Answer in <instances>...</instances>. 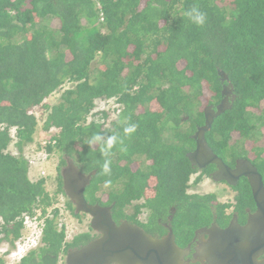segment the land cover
I'll use <instances>...</instances> for the list:
<instances>
[{
  "label": "trees",
  "instance_id": "obj_1",
  "mask_svg": "<svg viewBox=\"0 0 264 264\" xmlns=\"http://www.w3.org/2000/svg\"><path fill=\"white\" fill-rule=\"evenodd\" d=\"M193 7L206 14L203 26L185 15ZM47 18L59 29L44 24ZM231 89L230 107L214 119L206 141L224 160L250 161L264 182V0H0V244L13 249L23 215L41 209L45 217L55 203L46 180H31L22 155L40 127L62 166L72 159L82 173H94L86 200L112 207L114 221L144 227L139 215L146 207L149 233L169 223L179 237L214 217L227 223V206L214 196L187 194L197 171L188 154L205 109L219 106ZM56 92L59 101L46 103ZM99 99L120 105L112 122L108 115L104 123L95 119ZM128 124L137 128L126 136ZM12 130L19 156L8 152ZM94 133L117 135L127 151L118 143L105 157L85 143ZM105 159L111 176L102 174ZM241 188L244 212L254 202L249 185ZM56 192L65 195L60 172ZM67 207L80 216L69 200ZM57 215L55 209L45 219L43 246L21 264H59L61 255L97 238L86 232L65 243Z\"/></svg>",
  "mask_w": 264,
  "mask_h": 264
},
{
  "label": "water",
  "instance_id": "obj_2",
  "mask_svg": "<svg viewBox=\"0 0 264 264\" xmlns=\"http://www.w3.org/2000/svg\"><path fill=\"white\" fill-rule=\"evenodd\" d=\"M227 79V76H225ZM232 89L229 91V95ZM229 101L224 100L217 107L205 109V125L194 135L196 149L188 154L193 166L204 168L209 164L217 166L214 176L217 181H230L245 176L252 188L256 211L245 226L233 222L227 229L212 226L207 230L208 240L197 250L195 259H208L211 264H264L259 257L264 254V183L258 169L244 161L231 170L210 148L206 133L213 121L226 109ZM61 171L63 190L74 205L76 214L91 218V229L98 237L80 249L67 253L66 264H187L185 257L190 249L183 250L176 245L171 231L167 237L155 238L138 225L123 222L118 225L113 219L112 207L90 204L85 190L92 181V174L82 173L72 159H67Z\"/></svg>",
  "mask_w": 264,
  "mask_h": 264
},
{
  "label": "flooded vegetation",
  "instance_id": "obj_3",
  "mask_svg": "<svg viewBox=\"0 0 264 264\" xmlns=\"http://www.w3.org/2000/svg\"><path fill=\"white\" fill-rule=\"evenodd\" d=\"M224 94L226 95L224 97V100L229 101L230 98H229V93L227 92V90L224 92ZM195 149H196V145H195ZM222 160L227 165V167L230 168L231 170H236L237 166H239L240 164H243L244 161H246V159H242V158L237 159L235 161L224 160V159ZM194 167L197 168L196 173L192 175V178L194 176L195 179L194 181H192V178H191L189 187L187 189V194L191 196H201V197L210 196V195L214 196L215 197L214 201L216 202V204L227 206L226 216L229 217L228 222L227 223L217 222L216 217H214L213 221L208 226L199 227L198 229L194 231V233L191 236L183 235V236H180L181 238L173 232V229L169 223H162V232L151 234L146 230L147 228H149L148 225H149L150 211L148 210V208L144 207V219L141 220L139 218L140 220L139 222H141L144 225V227H142L141 225H138V226L142 227L145 232H147L148 234L152 235L155 238L167 237L172 231L175 236L176 245L183 250L190 249V254L185 257V262L187 264H211L208 259H199V260L195 259V255H197V250L200 249L203 242L208 240L209 238V234L207 233V230L211 229L212 226H217L220 229H227L230 226V224H232L233 222H237L240 226H245L247 222L249 221L251 215L255 213L256 204H255L254 198L252 197L253 202H254V207L251 205L245 208L244 212L238 211V206H239L238 199L240 198L239 196L242 191L241 185L243 183L248 184L252 192V188H251V185L247 177L242 176L241 178L237 179L236 177L231 176L230 181L228 182L224 180L217 181L214 179V176L218 172L216 165L209 164L205 166L204 168H200L198 166H194ZM204 179H207V181L210 182L209 184L211 185H209V188H212L213 191L210 190V191L203 192V190L201 189V186H202L201 182ZM222 185H225L224 187L226 188V190H223V188L219 187ZM191 190H193V192ZM223 199L225 200L223 201ZM141 201L143 204H145L144 199L140 200L139 202ZM134 204H136V202H134ZM170 212L173 215L176 212V209H172ZM172 215H170V218H169L170 220L172 218ZM126 221L130 222L129 220H126V219H121V220L118 219L115 222L116 224L120 225ZM132 224H135V223H132ZM259 260L264 261V254L261 257H259Z\"/></svg>",
  "mask_w": 264,
  "mask_h": 264
},
{
  "label": "built area",
  "instance_id": "obj_4",
  "mask_svg": "<svg viewBox=\"0 0 264 264\" xmlns=\"http://www.w3.org/2000/svg\"><path fill=\"white\" fill-rule=\"evenodd\" d=\"M68 86L70 87V85ZM115 105H117L118 107L120 106L118 104ZM118 107H116V109H118ZM11 137L13 139L11 145H14L17 142L14 130L11 131ZM50 143L51 142L47 141V139L45 138V141L41 142L39 148H32V144L24 149V154L22 153L23 157L29 163V176L32 181L36 182L38 180L44 179L47 182L48 177L51 176V171L48 168L49 162L47 161L51 154L46 149L47 145H49ZM52 144L54 145L55 143L52 142ZM39 164L40 168H38ZM34 172L35 175L33 176ZM56 191L54 192V194L49 193L50 196L54 198L55 203L52 208L47 210V214L45 215V217H43L41 209L35 210L34 216H31L29 214L23 215L24 229L22 231L21 237L16 241L15 247L11 250L0 249V258H3L6 264H20L22 260L27 257L31 252L37 251L43 246L42 237L45 219H52L54 217L55 209L58 210V215L56 219L58 226L60 229H65V243H70L74 239L76 235L74 234L72 227L75 226V223L72 221V217L70 215L71 212L67 207V198L64 194L57 193ZM2 223L3 222L0 219V228ZM59 264H65L64 255L60 256Z\"/></svg>",
  "mask_w": 264,
  "mask_h": 264
},
{
  "label": "rangeland",
  "instance_id": "obj_5",
  "mask_svg": "<svg viewBox=\"0 0 264 264\" xmlns=\"http://www.w3.org/2000/svg\"><path fill=\"white\" fill-rule=\"evenodd\" d=\"M44 24L48 25V27L50 26L53 29H59V23L56 20H52L50 18H47L44 21ZM98 63H99L98 66L100 68L102 65L100 64V62H98ZM67 87H69V86L67 85L65 88H67ZM62 92H63V90H62ZM60 96H61V93L57 92V93L53 94L47 100L46 103H48V104H56L59 101ZM116 107H118V106L114 104L113 100H103V99L102 100H100V99L96 100V108L93 111V113L94 114H98V115H97V117L95 119H97V121H101L102 123H104L105 121H103V116L104 115H108L109 116L108 121L112 122L117 117L118 111H115ZM263 109H264V107H263ZM46 136H47V134L45 132H43V130L40 127L37 130V133L35 135V142L33 143L32 148H34V149L35 148H39V145L41 144V142L45 141ZM8 152H10V153H12V154H14L16 156L20 155V153L18 151H16V148H15V146L13 144L10 145ZM47 161L49 162L48 168L51 171V176L48 177V179H47V182H46L47 186L46 187H47V190H48V192L50 194H54V192L57 190L59 172L65 166L61 165V155L57 151L52 152V154L49 156ZM38 168H40V164H39ZM34 175H35V172H34L33 176ZM194 179H195V177L193 176L192 181H194ZM201 183H202L201 189L203 190V192L204 191H210V190L213 191L212 188H209V185H211V184H209L210 182L207 181V179H204ZM224 186L225 185H222V186H219V187L223 188V190H226V188ZM104 190H107V189H104ZM191 191L193 192V190H191ZM100 196L104 200H106V192L105 191L100 192ZM225 199H223V201ZM136 204H142V201L138 202V203L136 202ZM126 212L127 213H132L133 212V207L132 206L128 207L126 209ZM70 215L73 218L72 221L76 224L74 227H72L75 235H78V234H81V233H85V232H90L89 228H90L91 218L88 215L80 214L79 217H74L72 214H70ZM139 218L141 220L144 219V210L142 211V213H140ZM91 233L94 236L98 235L95 232H91ZM0 249H10V247L8 246L7 243H1L0 244Z\"/></svg>",
  "mask_w": 264,
  "mask_h": 264
},
{
  "label": "clouds",
  "instance_id": "obj_6",
  "mask_svg": "<svg viewBox=\"0 0 264 264\" xmlns=\"http://www.w3.org/2000/svg\"><path fill=\"white\" fill-rule=\"evenodd\" d=\"M185 15L189 18V20L196 24L197 26H203L206 22V14L199 10L197 7L191 8L189 11L185 13ZM108 100V99H107ZM137 125L136 124H128L124 127L123 131L124 134L131 135L136 131ZM85 143L89 148H92L94 146H98L102 152V154L107 157L111 154V150L119 143L121 145L120 150L121 151H127L126 147L123 146V141L115 134L104 136L100 133H94L91 137H89ZM112 161L110 159H105L103 165H102V174L105 176H111L112 174ZM62 171V170H61ZM60 171V174H61ZM105 186L111 185V180H105ZM66 196V195H65ZM67 198V196H66ZM67 200H69L67 198ZM91 227V223H90ZM94 232V231H90ZM86 233V232H85ZM82 234V233H81ZM79 235V234H78ZM77 236V235H76ZM75 236V237H76ZM66 258V255H64ZM23 261V260H22ZM22 263V262H21ZM20 263V264H21ZM66 264V263H65Z\"/></svg>",
  "mask_w": 264,
  "mask_h": 264
},
{
  "label": "bare ground",
  "instance_id": "obj_7",
  "mask_svg": "<svg viewBox=\"0 0 264 264\" xmlns=\"http://www.w3.org/2000/svg\"><path fill=\"white\" fill-rule=\"evenodd\" d=\"M223 184H224V183H223ZM72 219H73V218H72ZM86 219H87V218H86ZM87 224H88V223H87ZM75 225H76V224H75ZM87 227H88V226H87ZM88 228H89V227H88ZM88 228H87V229H88ZM63 229H64V228H63ZM89 229H91V228H89ZM89 229H88V230H89ZM80 231H81V230H80ZM82 231H83V230H82ZM90 231H91V230H90ZM82 234H83V233H82Z\"/></svg>",
  "mask_w": 264,
  "mask_h": 264
}]
</instances>
